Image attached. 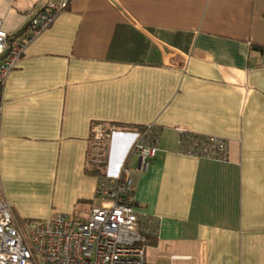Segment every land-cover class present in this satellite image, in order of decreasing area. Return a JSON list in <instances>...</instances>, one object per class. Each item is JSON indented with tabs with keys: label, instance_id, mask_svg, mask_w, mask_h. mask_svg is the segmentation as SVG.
Returning a JSON list of instances; mask_svg holds the SVG:
<instances>
[{
	"label": "crops",
	"instance_id": "0c3cea01",
	"mask_svg": "<svg viewBox=\"0 0 264 264\" xmlns=\"http://www.w3.org/2000/svg\"><path fill=\"white\" fill-rule=\"evenodd\" d=\"M49 1L0 0L1 28L25 32ZM68 1L2 88L0 192L15 218H86L93 127L114 128L116 174L137 168L135 133L155 124L134 190L157 227L147 263L264 264V0ZM178 127L225 138L227 159L178 153Z\"/></svg>",
	"mask_w": 264,
	"mask_h": 264
},
{
	"label": "built area",
	"instance_id": "2783aa9c",
	"mask_svg": "<svg viewBox=\"0 0 264 264\" xmlns=\"http://www.w3.org/2000/svg\"><path fill=\"white\" fill-rule=\"evenodd\" d=\"M68 2L49 1L40 11L28 10L26 31L20 35L5 32L0 22V105L5 79L27 43L45 30ZM176 130L178 153L217 161L227 159L225 138L182 127ZM113 133L114 128L93 127L89 154L93 166L105 168L107 144ZM159 143L157 125L139 129L129 150V155L138 158L137 168L131 170L125 161L116 174H100L94 194L97 203L83 219L57 214L22 227L0 192V264H148L144 243L146 235L157 234V227L154 219L135 208V177L148 168Z\"/></svg>",
	"mask_w": 264,
	"mask_h": 264
},
{
	"label": "trees",
	"instance_id": "16d2710c",
	"mask_svg": "<svg viewBox=\"0 0 264 264\" xmlns=\"http://www.w3.org/2000/svg\"><path fill=\"white\" fill-rule=\"evenodd\" d=\"M21 33H22V31H18L14 35H20ZM141 128L142 127H140V129ZM88 169H89L90 173L95 174L97 177L105 171L103 167L93 166V164L90 162V157L88 159Z\"/></svg>",
	"mask_w": 264,
	"mask_h": 264
},
{
	"label": "rangeland",
	"instance_id": "374dc122",
	"mask_svg": "<svg viewBox=\"0 0 264 264\" xmlns=\"http://www.w3.org/2000/svg\"><path fill=\"white\" fill-rule=\"evenodd\" d=\"M16 220L22 227H26L30 222L39 221L38 219H35L33 217H26V218L17 217Z\"/></svg>",
	"mask_w": 264,
	"mask_h": 264
}]
</instances>
